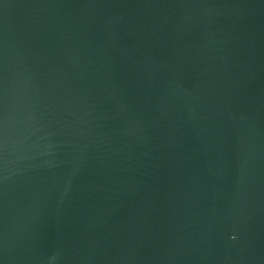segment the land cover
Masks as SVG:
<instances>
[{
  "label": "water",
  "instance_id": "1",
  "mask_svg": "<svg viewBox=\"0 0 264 264\" xmlns=\"http://www.w3.org/2000/svg\"><path fill=\"white\" fill-rule=\"evenodd\" d=\"M0 264H264V0H0Z\"/></svg>",
  "mask_w": 264,
  "mask_h": 264
}]
</instances>
